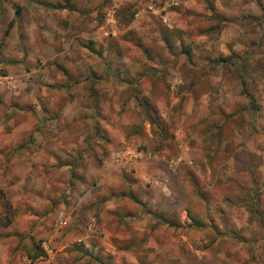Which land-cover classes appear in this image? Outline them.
I'll return each mask as SVG.
<instances>
[{"label": "crops", "instance_id": "1", "mask_svg": "<svg viewBox=\"0 0 264 264\" xmlns=\"http://www.w3.org/2000/svg\"><path fill=\"white\" fill-rule=\"evenodd\" d=\"M107 1L112 9L111 27L145 32L148 36L143 40L145 47L155 48L152 53L143 49V54H140L135 51L132 40H123V43L118 40V43L113 42L118 50H121V45H126L129 52L110 53L104 55L105 60L97 54H91L86 59L87 54L83 50L73 55L78 59L75 65H78V69L68 70L72 76H67L66 71H62L66 64V48L84 46L90 39L86 34L88 31L93 34L92 39L96 43L103 42V22L99 15L108 8L106 0H0V74L11 76L15 85L14 88L0 86V179L4 175L0 189L14 191L11 204L20 207V210L14 211L10 225L0 230V238L26 236L28 223L31 225L44 220L48 228L55 215L66 216V243L74 234L82 239L90 236L88 230L91 225L93 231H102L111 238L113 226L109 222L123 204L117 199L120 174L129 162L137 167L135 176L138 182L131 183L132 191L134 194L143 191L144 201L147 197V203L139 213L147 216L144 221H162L164 213L156 202L160 188L150 185L146 194L144 181L155 176L165 177L171 166L168 164L164 167L165 162H170L166 159L176 158L171 161L177 165L190 147L183 150L175 140H166L161 143L163 148L156 155V140L149 138L151 135L144 136V143H148L146 149L150 153L143 159L133 161L135 154L122 155V151L118 150L124 140L119 131L126 130L136 121L141 122L139 111L142 109H157L162 121H177L170 127L174 134L181 124L196 121L201 111L213 110L215 102L210 100L215 95V73L204 70L201 74L196 67L194 78L197 81L190 84L184 69L192 67L190 62L195 61L177 52L181 42H189L198 49L212 47L217 39L213 34L206 33L215 27L209 17L211 11L216 10L225 17L224 20H238L237 25L229 21L228 27L223 28L222 40L229 41L235 33L231 30L240 29L245 18L263 10L257 0ZM258 27L255 25V29ZM200 32H203L202 35L196 36ZM151 35L156 37L155 41L151 40ZM160 48H163L162 53ZM208 57L214 58L206 52L200 57L205 66ZM67 77L71 79L72 91L68 92L70 96L66 95V104L59 103L55 98V89L61 87L62 93H66ZM103 80L105 83L102 84ZM203 80L206 89L198 95L199 83ZM39 93L45 96L47 113L56 112V118L60 119L46 126H66V129L59 131L51 128L47 133L35 130L37 121H43L42 117L37 115V119L31 112L32 109L37 111L38 104L31 109L25 105L31 98L37 102L34 95L38 96ZM138 94L146 95L148 101L145 98V103L136 100ZM109 96H112V106L109 105ZM196 98L197 101H194ZM243 102L246 103L245 100ZM224 103L230 105L231 99H225ZM121 109L126 113L122 114ZM212 120L214 116H205L201 121ZM143 125L142 131L147 132L148 124L144 122ZM96 127L100 130L94 134L92 132ZM168 142L175 149L167 146ZM63 156H66V201L59 211L53 209L47 213L46 210L55 203L52 199L56 198L53 191L48 196L45 193L52 184L49 178L54 179L53 172L49 170L55 166L56 158ZM32 165L37 167L36 174L41 176L32 177L31 183L25 182L21 174L31 172L29 169ZM181 168L178 164L179 171ZM8 175L9 184L6 181ZM168 175L170 179L171 175ZM29 184L34 192L23 198L22 191ZM101 198L105 200L99 202ZM158 200L162 202V199ZM42 226L39 224L34 228L35 233H29L33 239L40 236ZM92 238L96 239L99 253H115L116 247L108 238L103 240L92 236L88 239ZM165 244L166 241L162 240L157 248L164 261L166 254L175 250ZM152 253H156V248Z\"/></svg>", "mask_w": 264, "mask_h": 264}, {"label": "rangeland", "instance_id": "2", "mask_svg": "<svg viewBox=\"0 0 264 264\" xmlns=\"http://www.w3.org/2000/svg\"><path fill=\"white\" fill-rule=\"evenodd\" d=\"M257 1L263 9L262 12L250 14L251 17L241 22L240 29L231 30L235 32L231 40H222L223 28L225 30L228 27L229 21L237 25L238 20H224V16L215 10L209 15L215 27L206 31L217 39L212 47L198 49L189 42L183 43L182 40L180 50L177 51L195 61L190 62L192 67L184 69L190 84L193 85L197 81L194 78L196 67L201 74L204 70L214 71L215 95L210 100L215 102L213 110L201 111L196 121L181 124L174 134L170 127L173 123H178L177 121H162L157 109H142L139 111L142 115L141 122L136 121L126 130L119 131L124 140L118 150L122 151V155L135 154L133 161L143 159V156L150 153L146 149L148 143H144V136L151 135L149 138L156 140V155L163 148L161 143L166 140H175L176 145L180 144L183 150L190 147L179 159L178 164L182 167L180 171L178 164L172 163L171 160H176L172 157L166 159L169 163L164 161V167L171 165L166 178L155 176L156 178H147L144 181L146 194L150 185L160 188L158 198L162 199V202L158 198L156 202L164 213V219L155 223L144 221L147 216L139 213L146 205L147 197L144 201L143 191H136L135 194L132 191L131 183L138 182L135 176L137 167L129 162L120 174V193L117 199L123 201V204L109 222L113 226L111 238L106 237L102 231H93L94 227L91 225L88 230L90 236L82 239L74 234L66 243V216L55 215L49 225L50 229L43 220L31 225L28 223V234L24 237L0 238V264H264V0ZM107 3L106 0L108 8L99 15L103 22V42L96 43L92 39L93 34L88 31L86 34L90 39L84 46L66 48V64L61 67L67 76H72V72L68 70L78 69V65L75 67L78 59L73 55H78L83 50L87 54L86 59L91 54H97L104 59V55L110 53L129 52L126 45H121V50H118V46L113 43H118V40L120 43H123V40H132L135 51L140 54H143V49L152 53L155 48L145 47L143 40L148 37L145 32H137L132 28L111 27L112 9L111 4ZM255 25L259 27L255 29ZM202 33L196 36H201ZM150 38L152 41L156 40L153 35ZM160 52H163V48H160ZM204 52L214 56L207 58L209 63L207 62L206 66L200 58ZM70 81L67 77L66 93H62L61 87L55 89V98L59 103L66 104V95L70 96L68 92L72 91ZM199 85L201 86L198 95L205 91L206 82L203 80ZM49 89L48 87L47 90ZM75 92L77 94L76 90ZM43 93L34 95L37 102L31 98L25 105L31 109L38 104L37 111L32 109L31 112L36 118L37 115L42 117L43 121H37L35 130L41 133H47L51 128L63 131L66 126H50L53 121L60 119L56 118V112L47 113ZM196 94L192 96L197 97ZM111 97H108L110 106ZM104 98L106 99V96ZM144 98L146 101L149 99L146 95H136V100L143 103L146 102ZM227 98L231 99L230 105L224 103ZM249 98L252 100L249 101ZM120 112L126 113L124 109ZM205 116H214V121H201ZM144 122L149 126L147 132L142 131ZM47 123L50 125L46 126ZM173 127L176 128V125ZM98 130L100 128L96 127L92 133L96 134ZM168 145L175 149L173 144L168 142ZM29 171L31 172L21 174L25 182L31 183L32 177L41 176L36 174V166L32 165ZM49 171L53 172L54 179L49 178L52 184L50 190L45 193L48 196L53 191L56 198L52 199L55 203L46 210L47 213L53 209L59 211L66 201V156L56 158L55 166ZM167 175H171V178ZM44 176L46 182L47 174ZM3 177L4 175L0 181ZM9 180L8 175L7 183ZM28 188L24 187L23 198L34 192L30 184ZM14 194V191L9 189H0V230L8 227L14 218V211L20 210V207H13L11 204ZM103 200L105 198H101L99 202ZM39 224H43L40 236L33 239L29 233H35L34 228ZM92 236L103 240L108 238L116 247L115 253H99L96 239H88ZM162 240L166 241L168 248L175 249L166 254V261L157 249ZM11 242L17 244L12 245ZM155 248L156 253H152ZM170 259L173 261L170 262Z\"/></svg>", "mask_w": 264, "mask_h": 264}, {"label": "built area", "instance_id": "3", "mask_svg": "<svg viewBox=\"0 0 264 264\" xmlns=\"http://www.w3.org/2000/svg\"><path fill=\"white\" fill-rule=\"evenodd\" d=\"M1 85L9 88L15 87L13 78L7 74H0V86Z\"/></svg>", "mask_w": 264, "mask_h": 264}]
</instances>
